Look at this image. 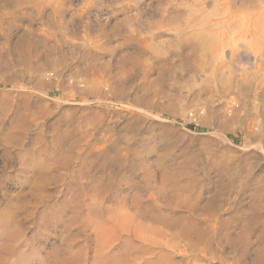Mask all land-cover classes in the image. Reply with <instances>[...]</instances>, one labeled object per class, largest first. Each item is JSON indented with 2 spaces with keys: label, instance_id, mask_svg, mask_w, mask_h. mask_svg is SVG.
<instances>
[{
  "label": "rangeland",
  "instance_id": "obj_1",
  "mask_svg": "<svg viewBox=\"0 0 264 264\" xmlns=\"http://www.w3.org/2000/svg\"><path fill=\"white\" fill-rule=\"evenodd\" d=\"M181 53L208 62L188 69ZM263 69L264 0H0V233L17 248L5 264H241L235 243L211 258L161 236L117 257L125 237L103 245L102 232L125 212L187 215L195 193L203 219L216 191L240 231L264 202ZM245 240L248 264L258 231Z\"/></svg>",
  "mask_w": 264,
  "mask_h": 264
},
{
  "label": "bare ground",
  "instance_id": "obj_2",
  "mask_svg": "<svg viewBox=\"0 0 264 264\" xmlns=\"http://www.w3.org/2000/svg\"><path fill=\"white\" fill-rule=\"evenodd\" d=\"M248 46H249V44H248ZM200 54H202V53H200ZM192 57L193 58H188L187 54L181 53L179 55V59H178L179 64L186 66L188 69L197 70L199 68L201 69L208 62L204 56H196L195 54H193ZM131 61L134 62L135 64L138 62L135 57L134 58L132 57ZM26 65H27V63H26ZM245 72H246V69H245ZM248 72H249V70H248ZM161 75H162V73H161ZM159 76H158V80H159V78H161V81H162V78H164V75L162 77H159ZM155 79H153V80H155ZM158 80L156 79L155 81H158ZM244 82H245L244 85H240V87L241 88L243 87L244 90H248V88L250 86V82H248L247 79ZM118 87H120V86L118 85ZM123 88H125V87H123ZM122 89H120V91H122ZM149 89H147V91H149ZM126 91L127 90H125V92H124V90H123L124 93H126ZM234 102H236V101H234ZM247 105H248V103H247ZM255 108H257V107H255ZM238 119L241 121L244 119V117H241L240 115L236 116V120H238ZM251 124H253V123H251ZM252 126H254V125H251V127H249V128H252ZM250 132L253 133V131H250ZM254 134L255 133H253V135L249 134V136L252 137L253 139H256L257 138V132L255 135ZM5 139H7V138H5ZM9 139H11V138H9ZM9 141L10 140H5V142H8V143H9ZM257 148H259V147H257ZM263 153H264V149H263ZM56 157H58V156H56ZM67 158H69V156L66 154L64 157V160H62V161L66 163ZM59 161L60 160H58V162ZM149 175L151 176V174H149ZM150 176L147 175L144 179L145 187L146 186L149 187L150 180H151ZM161 181H162V187L161 188L165 189L164 185H167L166 177L164 176V178ZM32 183H33L34 188H36L39 185L38 179L33 180ZM180 189L181 188L177 184H174L171 186V188H169V192L171 193V195L178 197V195H180ZM169 192H167V193H169ZM170 193H169V195H170ZM221 194H220V192L216 191L211 197H209L210 199L208 198V200L202 204L201 210L205 211V214H206V215H204L206 217H203V219H199L193 213L194 206L200 204V200L202 197L201 193H195L193 195V197L191 196L192 194H188L186 196H183L182 197L183 199L181 198L183 201H187L190 198H193L195 200V202L192 203L190 205V207H188L187 215H179V216H173L172 215L171 217L170 216L166 217L160 211H157L154 209H147V210H143V211L138 210L134 213H130L127 215H126L127 212H125V215L122 214L123 216H121L120 220L116 217V219H118L117 220L118 226H114L116 223H114V225L112 223L111 226H108L109 225L108 224L107 225L108 227L106 228V225H105L106 229H104V231L102 232V234H103L102 238L104 237L103 238L104 241L102 240L103 245L109 239H111L110 236H112L113 233L116 234L114 237V240H121L122 237H125L123 239V241H121V243L122 242L123 243L119 246L120 248L118 249V251L116 253L117 257H122V256L128 254V249H129L128 247L130 246V238H135V239L138 238L140 241H144L148 245L146 247V250H148V249H151V247H153V246L161 245L160 243L157 242V238H156V236H161V237L167 238V240L170 243L175 239L176 241H178V242L182 241L185 244L191 243L190 241H193L196 244H201L202 245V248H201L202 255H210L211 258H215L216 257L215 256V254H216L215 249L216 248L214 246L217 247V246H224V245L230 244L234 248V243H235V245L237 246L238 249L243 250V252L241 253V256H242L241 257V264H247L245 262V258H246L245 253L250 248V242H249V240H245L246 234L249 232L252 233L253 231H258V240L260 241L261 245L257 249H255L254 255L250 258L248 264H264V210H262V209H264V202L260 203L257 200V196L254 197V201L249 206V209H248L249 212L247 213V218L244 220V222L240 228V231L235 236H233L232 235V229L234 228V214H232L231 217H229V218H220L218 215L219 211L221 209V206H222L221 202L224 199ZM182 195H180V196H182ZM40 199H41V197L38 198V201H40ZM235 201L236 200H234V202ZM181 203H183V202H181ZM234 207H236V206H234ZM115 215H116V213H115ZM118 215H120V214H118ZM111 219H113V218L110 216V218H108L107 221L108 220L111 221ZM112 221H114V220H112ZM207 222H209V223L207 224ZM220 227L224 228V231H225L224 233L220 232ZM5 229L6 230L3 233H0V241H1V243H0V264H5V261H4L5 258L4 257L8 256L10 254H13L15 249H17V248H15V246L11 245V243H10L12 237H14V234L11 232V230L8 229V227ZM174 245H175V243L172 242V246H174ZM120 249H121V251L119 253ZM165 250H166V248H165ZM165 255H166V253H162L161 255H159L158 260L163 259L165 257ZM115 262L119 263L120 261L116 260ZM160 264H162V263L160 262ZM224 264H234V262L231 261V262H226Z\"/></svg>",
  "mask_w": 264,
  "mask_h": 264
}]
</instances>
